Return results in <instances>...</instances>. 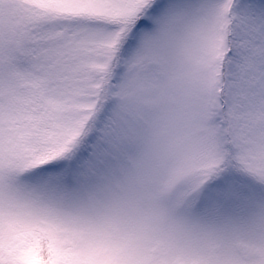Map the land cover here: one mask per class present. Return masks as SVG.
Masks as SVG:
<instances>
[{"label":"snow or ice","instance_id":"obj_1","mask_svg":"<svg viewBox=\"0 0 264 264\" xmlns=\"http://www.w3.org/2000/svg\"><path fill=\"white\" fill-rule=\"evenodd\" d=\"M0 264H264V0H0Z\"/></svg>","mask_w":264,"mask_h":264}]
</instances>
